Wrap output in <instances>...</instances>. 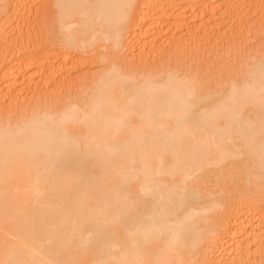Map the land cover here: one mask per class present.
Returning <instances> with one entry per match:
<instances>
[{
	"label": "bare ground",
	"instance_id": "bare-ground-1",
	"mask_svg": "<svg viewBox=\"0 0 264 264\" xmlns=\"http://www.w3.org/2000/svg\"><path fill=\"white\" fill-rule=\"evenodd\" d=\"M36 2L0 0V264L260 263L247 242L264 249L262 32L251 61L210 72L187 42L153 40L179 13H224L206 39L247 43L264 0ZM89 47L118 54L55 87ZM23 83L27 107L9 92Z\"/></svg>",
	"mask_w": 264,
	"mask_h": 264
},
{
	"label": "rangeland",
	"instance_id": "rangeland-1",
	"mask_svg": "<svg viewBox=\"0 0 264 264\" xmlns=\"http://www.w3.org/2000/svg\"><path fill=\"white\" fill-rule=\"evenodd\" d=\"M48 0H42V1H40L39 0V2L40 3H38V2H36L37 3V5H38V7H37V5H36V8L34 7V9L37 11L40 7L42 8V6H43V4L44 3H46ZM34 9L32 10L33 12H35L34 11ZM258 14H259V16H258ZM261 13H259V12H255V13H253V15H251V16H253V17H250V19L251 18H253V20H252V22L254 23V24H252V26H250V27H248L247 26V28H246V30L248 31H250V30H253V26L254 25H256V26H258L257 24H258V22H260V19L262 20L261 22H260V24L263 26V27H258V29H254L253 30V32H249L248 31V33H247V31L246 30H244V31H246V34H248V35H246L247 36V38L245 39L246 41L248 40V42L246 43V42H240V44L239 43H237L236 41H234L235 39L234 38H232L229 42V47H227L228 46V44L227 45H224V46H222V41H220L221 39H219L218 38V36L219 35H217L216 33L214 34V35H212V37L211 38H208V40L206 39V29H207V27H209V28H214L215 27V24L216 23H220V22H224V21H227L228 20V18H226L224 15V13H222L221 15L220 14H214V19L212 20H209V18H210V16H209V18L208 17H205V18H203L204 20H202L201 18V20L200 19H189V22H186V24H185V22L183 21L184 20V17H181L182 16V13H179V14H177L176 15V17L177 18H174V20L171 22V24H170V26L168 27V25H166V26H162L158 31L159 32H162L163 31V36H161V35H159L158 36V38L156 39V40H153V42L155 43L156 42V46H158L159 47V45H160V47H162L161 45L162 44H164V43H167L166 45L164 44V48L165 49H167L170 45L168 44V42H170V41H172L173 43V45L172 46H175V43L174 42H176V44H177V42H179V40H182V41H185V42H187L186 44H188L187 45V47L186 48H189V49H186L187 50V52H188V54L190 53V55H192L193 57L191 58L190 57V55H187L186 57H187V59L190 57V59H189V61L188 62H190V60H191V63H193L194 61L193 60H196L197 59V55L199 56L198 58H199V60H197V65H201L202 64V69H203V67H204V69H206L208 72H210V71H212V69L211 68H213L217 63H218V61L219 62H221L222 60H221V57H223L225 60V62L226 63H224L225 65H226V67L228 66V65H232V67H236V66H238L239 64H241V63H243V62H246V59H247V57H248V59L250 60L251 58H253V57H251V52H253L254 50H255V48H257V46H255V44L257 45L258 43H257V41H259L256 37H257V33H259V32H262V34H261V39L260 40H262L263 38H262V36L264 37V17H262L261 15H260ZM200 15V14H199ZM256 15V16H255ZM262 17V18H261ZM39 17H34L33 19H34V21L32 22L31 20H30V24H33L34 23V25L36 24L37 25V23H38V21L36 20V19H38ZM206 18H208V19H206ZM39 19H41V18H39ZM36 20V21H35ZM215 21V22H214ZM37 22V23H36ZM168 23V22H167ZM260 25V26H261ZM30 26H32V25H30ZM184 26H185V28H184ZM29 27V26H28ZM163 27H165V28H163ZM241 26H236V30H240L241 28H240ZM171 30H170V29ZM198 28H200V29H198ZM205 28V29H204ZM251 28V29H250ZM185 29V30H184ZM189 31V33H191V36H190V38L188 37V38H186L187 36H186V33H187V30ZM191 29V30H190ZM235 29H234V31L233 32H235ZM162 30V31H161ZM203 30V31H202ZM205 30V31H204ZM238 30V31H239ZM262 30V31H261ZM184 31H186V32H184ZM236 34H237V31L235 32ZM245 33V32H244ZM133 33H132V31L131 32H129V35L127 34V36H126V38H125V40H124V44H125V47L127 48V53H126V57L128 58V59H130V57H131V51H129L130 49L132 50V45H135V41H136V37H135V35H132ZM256 34V35H255ZM185 35V36H184ZM237 36V35H236ZM135 37V38H134ZM161 37V38H160ZM259 37V38H260ZM153 39H155V37L153 38ZM238 39V38H237ZM240 39V38H239ZM134 40V41H133ZM150 40H152V38L150 39ZM159 40V41H158ZM241 40V39H240ZM264 40V39H263ZM235 43H234V42ZM238 42H239V40H237ZM241 43H246V44H243V45H245V47H243V45L241 44ZM153 44V43H152ZM220 44V45H219ZM232 44V45H231ZM169 45V46H168ZM231 45V46H230ZM151 46H155L154 44L153 45H151ZM156 46L154 47V48H156ZM172 46H170L168 49H170ZM189 46V47H188ZM255 46V47H254ZM147 47H145L144 46V49H146ZM98 49L99 48H97V49H94L93 47H89V48H85V50L83 49V50H80V51H78V52H76V53H78L77 54V59H76V61H77V64H79V65H77L78 67H77V70H75V72H74V68H73V66H70L71 64L69 63L68 65L70 66V68H73V72L75 73V74H73V76H71L69 79L68 78H63V77H65L64 75H62V76H60V77H62L61 79H58L59 80V82L58 81H54V82H56L58 85H54L53 84V88L52 89H54V86L55 87H60L61 89H63V90H65V89H68V86H69V88H71V90H75V88H73L74 87V84H76L77 82H79V81H81L82 80V78H89V77H91L92 75H94V74H97V73H99V72H101L102 70H103V68L102 67H104V66H106L107 64H106V62L103 60V59H105V58H108V59H113V58H116V56H117V50L115 51V50H113L114 48H111L110 47V49L107 51V49H100L99 51H98ZM102 51V52H101ZM119 51V50H118ZM147 51V50H146ZM256 51H257V49H256ZM130 54V55H129ZM128 55V56H127ZM194 55H196V58L194 57ZM253 55V54H252ZM133 56V55H132ZM189 56V57H188ZM174 57V56H173ZM172 56L170 57V58H173ZM194 58V59H193ZM222 58V59H223ZM244 58H245V60H244ZM175 59V58H174ZM103 60V61H102ZM107 60V59H106ZM173 60V59H172ZM171 60V61H172ZM240 60H242L241 61V63H240ZM174 61V60H173ZM198 61H201V64H200V62H198ZM223 61V62H224ZM239 61V62H238ZM251 61V60H250ZM249 61V62H250ZM199 63V64H198ZM239 63V64H238ZM88 65V67H86L87 65ZM238 64V65H237ZM245 64H249V63H245ZM68 65H67V67H68ZM82 65V66H81ZM92 67H91V66ZM189 65L190 66H192L190 63H189ZM225 65H222V67L224 66L225 67ZM236 65V66H235ZM79 66H81L80 67V69L78 70V68H79ZM83 66H85V67H83ZM193 66H194V64H193ZM192 66V67H193ZM195 66H196V64H195ZM221 67V68H222ZM229 68L231 67V66H228ZM231 67V68H232ZM85 68H88V69H85ZM208 68H210L209 70H208ZM83 69V70H82ZM81 70H82V72H81ZM205 70V71H206ZM77 72V73H76ZM22 81H23V79L21 80V83H22ZM61 81H62V83H61ZM89 81H91V79H89V80H87V82H89ZM25 84L23 83V84H21V87L20 88H18V91L16 90H12V89H10L9 90V92L11 93V97L12 98H14V99H16L17 98V100L19 101L20 100V102L22 103V106L21 107H23L24 105L23 104H25V103H27V101H26V95H27V93H26V91H23V92H21V90L22 89H25L26 87L24 86ZM72 86V87H71ZM25 87V88H24ZM59 88V89H60ZM20 89V90H19ZM50 89V88H49ZM49 89H47V90H45L44 91V89H42L41 88V92H43L44 91V93L46 92V93H50V92H53V91H55V89L54 90H52L51 89V91L49 90ZM57 89V88H56ZM39 90H37V92H39ZM43 90V91H42ZM11 91H14V92H11ZM50 91V92H49ZM5 93V92H4ZM20 93V94H19ZM33 93V95H35V93L36 92H32ZM32 93H28V94H32ZM54 93V92H53ZM24 94H26V95H24ZM52 94V93H51ZM6 95V94H5ZM33 95H27V97H33ZM36 96V95H35ZM16 97V98H15ZM37 97V96H36ZM19 98V99H18ZM14 99H10V101L8 100L6 103H7V105L9 106L8 107V109H9V113H11V114H13L14 112H15V110L17 109L16 108V106L14 107V109L12 108L16 103H17V100L16 101H13ZM29 100V99H28ZM11 101H12V103H11ZM28 104V103H27ZM27 104H25V106L27 107L28 105ZM12 109V112L10 111ZM248 244H250V246H249V251H250V253L251 254H253V253H256V256H257V251H259L260 250V252L261 253H263V255H264V249H263V246H257V247H253L254 246V244L256 243V242H254L253 240H250V241H248L247 242ZM246 243V244H247ZM262 247V248H261ZM261 248V249H260ZM262 250V251H261ZM217 252H215L214 253V255L213 256H215L213 259L214 260H217L218 258H219V254L217 255L216 254ZM260 253V254H261ZM202 251L200 252V256H202ZM259 254V252H258V255H260ZM233 256V255H232ZM231 260H229V264H231V263H233V259H234V256L233 257H231L230 258ZM264 259V258H263ZM262 259V261H260V263L262 262L263 263V260ZM231 261V262H230ZM241 261V260H240ZM240 261H238L237 263L238 264H242ZM259 261V260H258ZM257 262V261H256ZM259 262H258V264H260ZM235 264V263H234ZM244 264V263H243ZM252 264H255V262H253ZM257 264V263H256Z\"/></svg>",
	"mask_w": 264,
	"mask_h": 264
}]
</instances>
